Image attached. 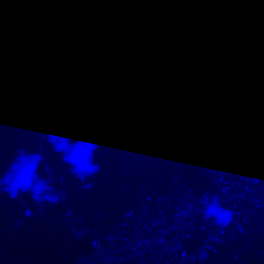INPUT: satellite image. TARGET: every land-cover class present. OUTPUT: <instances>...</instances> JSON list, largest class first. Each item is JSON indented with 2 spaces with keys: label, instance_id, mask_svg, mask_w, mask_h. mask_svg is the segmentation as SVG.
I'll return each instance as SVG.
<instances>
[{
  "label": "trees",
  "instance_id": "16d2710c",
  "mask_svg": "<svg viewBox=\"0 0 264 264\" xmlns=\"http://www.w3.org/2000/svg\"><path fill=\"white\" fill-rule=\"evenodd\" d=\"M172 1L179 18L165 39L153 45L130 39L131 58L120 64L101 52H78L68 41H58L53 54L59 70H51L42 83L7 85L3 80L10 74L9 59L17 53H12L14 44L34 26L24 20L27 15L21 22L15 20L8 40L0 46V176L20 150L38 152L46 158L39 175L48 179L46 169H50L52 186L64 189L67 201L37 205L30 195L12 201L0 191V264H75L88 252L89 241L70 236L67 211L90 228L108 230L127 208L137 206L143 190L160 194L182 181L204 179L218 161L197 166L190 150L191 121L232 122L233 129L236 121L246 122L248 110L251 114L264 101V0ZM183 19L196 24L195 30L186 34ZM169 40H174L172 46ZM208 46L226 56L234 72L251 78L241 108H225L203 89L193 94L177 75L173 77L177 91L169 94L161 113L168 122L163 132L122 128L104 110L105 96L125 88V81H160L174 59L197 58ZM55 127L63 128L73 142L87 137L99 145L94 163L100 172L86 181L93 185L91 190L70 175L46 141L32 135L49 134ZM253 131L257 133L256 126L250 134ZM26 209L31 217L24 215ZM243 239L234 246L242 250L244 264H264V254L239 245Z\"/></svg>",
  "mask_w": 264,
  "mask_h": 264
},
{
  "label": "built area",
  "instance_id": "2783aa9c",
  "mask_svg": "<svg viewBox=\"0 0 264 264\" xmlns=\"http://www.w3.org/2000/svg\"><path fill=\"white\" fill-rule=\"evenodd\" d=\"M263 102L251 110L257 144L243 158L220 162L206 177L185 180L164 193L143 190L137 206L127 208L108 229L84 225L72 211L65 213L70 236L89 241L88 252L75 264H240L242 250L234 244L264 228V115ZM241 127L239 134H243ZM235 134H238L236 132ZM242 177L259 179L260 185ZM57 203L67 201L55 189ZM220 197L234 212L232 223L219 228L203 217L201 200Z\"/></svg>",
  "mask_w": 264,
  "mask_h": 264
},
{
  "label": "clouds",
  "instance_id": "9594fccd",
  "mask_svg": "<svg viewBox=\"0 0 264 264\" xmlns=\"http://www.w3.org/2000/svg\"><path fill=\"white\" fill-rule=\"evenodd\" d=\"M185 33L195 30L196 24L191 20H182ZM15 26L14 18L0 8V46L9 38ZM167 43H174L169 40ZM179 76L184 87L197 94L201 89L209 96H214L220 104L230 110L241 108L246 100L250 77L243 72H234L232 62L214 46L206 47L197 58L185 57L174 59L163 73L160 81L141 83L140 80L125 81L126 87L110 91L103 100L104 110L115 117V122L122 128L149 129L153 133L163 132L166 119L161 118L165 111L169 94L177 91L173 82L174 76ZM37 139L46 141L52 151L60 156L62 163L70 169V175L78 180L86 190L93 185L86 181L100 172L94 156L99 145L85 137L73 142L71 137L61 127L49 134L44 131L32 133ZM45 156L35 152L28 154L20 150L13 162L0 176V191L10 200L16 201L21 196L30 195L37 205H54L59 197L56 194L50 169H46L48 179H42L39 169ZM261 160H264L262 157ZM3 162L0 161V164ZM251 183L260 185L259 179L242 177ZM23 203V201H21ZM203 217L219 228H227L232 223L234 212L223 207L219 196L201 200ZM25 216L31 217L32 212L25 210Z\"/></svg>",
  "mask_w": 264,
  "mask_h": 264
},
{
  "label": "rangeland",
  "instance_id": "374dc122",
  "mask_svg": "<svg viewBox=\"0 0 264 264\" xmlns=\"http://www.w3.org/2000/svg\"><path fill=\"white\" fill-rule=\"evenodd\" d=\"M160 6L161 5L153 4L151 7L146 9L148 13H145V16L149 15L152 18L147 23L142 22L140 21V19H138V16H140V14L134 15L133 17L136 18L137 21L134 22L132 26H130L131 28H127V31H123V33H118L119 35L116 37L115 35H113L112 37L104 39V45L103 39H101V41H96L97 39H92L90 37L78 39L76 43H73L75 45H73L69 40L63 38H57L53 40L49 38L37 37V35L46 32L47 29L41 30L42 28L39 29L35 27L34 29L31 27L28 30L29 32L27 31V34H25V36L28 37L29 35L35 34L36 37L24 38L25 36H23L19 42H16L14 44L15 49L12 51V53H17L12 57L11 60L9 59L6 68L10 71V74L4 76L3 80L7 81V85H20L22 83L24 84L29 82L42 83L44 76L51 70H59V62L53 54V47L55 42L62 40L68 41L78 52H101L105 55H108V57L110 58L116 59L115 61H117L119 64L120 62L128 61L131 58L129 57L130 55H128L129 53H131L128 51L130 46V37H133L134 39L136 38L140 42L148 45L156 44L157 42L161 41L160 39L163 40L166 38L167 34L164 38L162 37L160 39H157L158 41L155 40L154 42H148L140 38L142 37L140 29L144 28L154 33L155 28L163 27L164 23H166V17L164 21L161 17L156 19V16L151 15L152 13L160 16L161 14L158 12ZM170 18L172 20L176 19L174 18V16H170ZM176 21L177 20H175L174 23ZM155 24L157 26H155ZM61 25H63V23L60 24V22H58V29ZM45 26L49 27L50 22H47ZM138 27L141 28L137 33ZM3 66L4 65H2V67ZM44 110L45 108L43 109V112ZM262 111L264 112V101ZM250 115V110H248L244 118L246 122L240 124L236 121L233 129L230 128L232 122H226L222 124L221 122H203L202 118H196L195 120H192V133L189 137L191 141L190 150L191 153L195 152L193 158L198 162L197 166L200 167V164L209 166L212 162L216 164L217 161L218 163L230 162L243 158L248 149L251 148L255 143H257L256 141L258 139V134H255V131L250 134L251 129H255L256 126L250 119ZM241 127L244 129L243 134H239ZM235 131L238 132V134H235L234 136ZM221 145H223L224 147L215 150V148H218ZM196 151L200 153L196 154ZM19 225H21V222L20 224H18V226ZM243 238L246 239L241 240V243H239V245L244 246L246 251L256 252V254L260 255L264 254V228H260L259 226H257L252 236ZM240 264H244L243 258Z\"/></svg>",
  "mask_w": 264,
  "mask_h": 264
},
{
  "label": "crops",
  "instance_id": "0c3cea01",
  "mask_svg": "<svg viewBox=\"0 0 264 264\" xmlns=\"http://www.w3.org/2000/svg\"><path fill=\"white\" fill-rule=\"evenodd\" d=\"M153 4L161 5L158 9L161 15L152 13L151 15L156 16V19L161 17L163 20L166 17V23L163 27L155 28L154 33L144 28L140 29L141 27L137 28V33L139 29L142 33L140 38L148 42L164 38L175 24L174 21L179 18L172 0H0V8L10 14L14 20L21 22L23 16L27 15L24 20L33 21L32 28L47 29L37 37L53 40L63 38L72 44L78 39L90 37L97 39L96 41L103 39V45L104 39L113 35L116 37L118 33L127 31L126 29L137 21L133 17L136 14H140L138 16L140 21L149 22L152 18L149 15L145 16V13H148L146 9ZM170 16L176 19L172 20ZM47 22H50L49 27L45 26ZM58 22L63 23L59 29ZM31 37L36 36L32 34L24 38Z\"/></svg>",
  "mask_w": 264,
  "mask_h": 264
},
{
  "label": "water",
  "instance_id": "95a60500",
  "mask_svg": "<svg viewBox=\"0 0 264 264\" xmlns=\"http://www.w3.org/2000/svg\"><path fill=\"white\" fill-rule=\"evenodd\" d=\"M262 90L264 91V85H263V87H262ZM46 164V163H45Z\"/></svg>",
  "mask_w": 264,
  "mask_h": 264
}]
</instances>
